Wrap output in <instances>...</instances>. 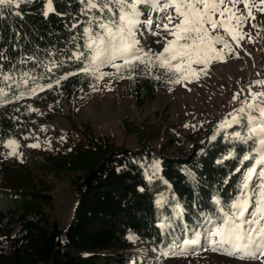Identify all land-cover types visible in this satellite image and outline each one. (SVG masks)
Masks as SVG:
<instances>
[{"label":"trees","instance_id":"1","mask_svg":"<svg viewBox=\"0 0 264 264\" xmlns=\"http://www.w3.org/2000/svg\"><path fill=\"white\" fill-rule=\"evenodd\" d=\"M46 7V0H31L19 8L0 6V89L8 94L3 97L8 102L0 104V264H124L125 252L140 244L165 252H199L209 243L208 219H217L221 208L227 211L239 193L253 163L243 156H255L251 142L228 139L241 126L221 129V119H216L200 141L183 138L190 146L176 156L167 154L173 137H178L174 130L168 132L166 144L156 146L161 129L152 134L127 126L126 134L141 135L138 139L145 144L119 148L113 137H97L83 126H73L56 135L51 148L31 150L29 145L53 136L46 126L54 117L73 120L101 87V80L79 71L87 61L74 56L87 52L84 28L93 13L85 15L80 0H52L54 11L47 16ZM92 26L100 31L94 21ZM101 71L115 69L105 66ZM68 73L77 74L62 79ZM110 76L125 82L123 97L140 109L177 85L159 68L147 74L137 69L132 78L127 72ZM211 78L208 68L199 80L206 84ZM49 83L52 88L46 87ZM37 84L45 87L28 94ZM21 92L25 95L15 99ZM9 140L19 144L16 155L9 154ZM37 153L42 162L32 158ZM150 158L156 159L154 165ZM33 162L36 169L55 175H78L72 181L74 202L65 222L48 212L50 188L43 181L32 182L27 173ZM131 235L136 246L129 241ZM195 238V245L185 244ZM220 254L231 260L227 262L245 263L223 250ZM246 260L255 264V259Z\"/></svg>","mask_w":264,"mask_h":264},{"label":"snow or ice","instance_id":"2","mask_svg":"<svg viewBox=\"0 0 264 264\" xmlns=\"http://www.w3.org/2000/svg\"><path fill=\"white\" fill-rule=\"evenodd\" d=\"M30 2L0 0V6L19 8L21 3ZM80 3L85 15L89 12L93 15L89 26L84 28L88 38L85 44L87 52L75 53L74 56L82 63L87 61L79 71L97 80L122 72L129 73L128 78H132V73L137 69L147 74L155 68L163 70L174 84L198 80L201 75H207L214 61L226 62L225 50L233 51L229 40L217 30H222L239 44L247 35L243 31L245 25L249 20L256 19L255 12L264 13V0H80ZM240 4H243L244 11L240 9ZM46 5L45 16L54 11L52 0H46ZM142 5L153 10H174V15H168V23L163 26L171 39L165 37L160 52L153 53L139 46L136 29L142 15ZM93 21L100 31L93 28ZM217 45L222 47L218 48ZM105 66L112 67L115 72L101 71ZM194 66L202 67L198 69ZM75 74L68 73L62 79ZM154 78L161 77L156 75ZM3 79L9 80L11 77L4 76ZM55 83L58 85L60 78ZM258 83L264 85V81ZM44 87L37 84L29 89L28 94L35 95L38 89L43 90ZM46 87L52 88L53 84L49 83ZM24 95L21 92L15 99H21ZM7 96V92L0 89V104L8 102L3 99ZM235 98L238 99L239 95ZM230 115L232 119L224 120L220 128L240 125L242 130L230 133L227 138L244 144L251 142L250 147L255 156L251 152L243 156L244 161L253 163L246 169L239 193L227 206L228 210L221 208L217 219H208L207 240L212 251L223 250L228 255L239 253L241 259H260L264 258V91L251 92L250 100L243 101L236 114ZM212 139H216V136L213 135ZM7 147L11 149L10 155H16L19 144L9 140ZM29 147L36 148L39 145L32 144ZM229 158L231 156L225 157ZM258 166L260 171H257ZM253 177H257L258 182L254 183ZM216 203L220 204V201L217 199ZM195 243L197 240L185 242ZM173 254L181 255L183 252Z\"/></svg>","mask_w":264,"mask_h":264},{"label":"rangeland","instance_id":"3","mask_svg":"<svg viewBox=\"0 0 264 264\" xmlns=\"http://www.w3.org/2000/svg\"><path fill=\"white\" fill-rule=\"evenodd\" d=\"M163 2V0H162ZM244 11L243 4L239 5ZM142 15L136 29V38L139 46L153 53L162 51L165 37L171 39L164 31L163 26L168 23L167 16L174 15V10H153L148 6H141ZM256 19L249 20L243 31L245 38L236 44L231 37L222 30H217L232 44L233 51L225 50V60L214 61L210 66L211 79L208 83L198 80L182 81L173 90L162 92L158 100L144 107L138 108L131 100L123 97L125 82L118 83L114 76H105L101 80L98 93L94 94L86 106L78 111L73 120L66 117H54L46 126L53 136L33 144L39 147L31 150L40 151L42 148H51L60 137L73 126L85 127L95 136L113 137V142L119 148L137 149L141 142V135L126 134L125 126L132 130H144L156 134L160 132V140L153 142L156 146L166 144L168 132L174 130L178 137H173L172 146L167 154L176 156L185 152L189 144L183 138L197 142L202 139L210 122L216 119L231 120L230 114L242 106V102L250 100L251 92L264 91V13L255 12ZM252 25H255L253 27ZM171 27V25H169ZM156 33H160L157 35ZM221 48V45H217ZM198 69L202 66H194ZM239 95V98L235 97ZM255 114V113H254ZM221 123L219 125H221ZM55 135V136H54ZM32 145V144H31ZM34 160L43 161L39 153L33 154ZM156 163L150 158V164ZM149 164V167H151ZM32 182L40 184L43 181L49 188L52 196V207L48 212L55 219L65 222L69 219L72 203L74 202L72 181L76 174L60 172L57 175L45 169H36L35 162L30 165ZM40 188V187H39ZM38 192H42L40 189ZM130 237V236H129ZM133 237V235H131ZM196 240V238H195ZM135 245V238L129 239ZM138 243H136L137 245ZM135 245V246H136ZM193 246L195 244H189ZM8 250V246H6ZM183 252V251H181ZM220 250L212 251L208 243L199 252L193 249L174 255L159 249H149L143 244L132 251L125 252L124 264H248L249 260L241 259L240 254L234 255L236 263L227 261L225 255L219 256ZM221 255V254H220ZM226 259L223 261V259ZM255 264H264V258L253 260Z\"/></svg>","mask_w":264,"mask_h":264}]
</instances>
